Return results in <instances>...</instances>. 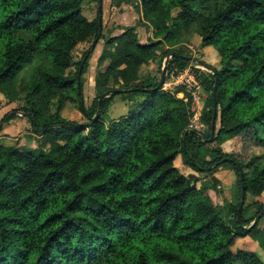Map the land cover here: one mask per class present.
I'll return each instance as SVG.
<instances>
[{
    "label": "trees",
    "instance_id": "obj_1",
    "mask_svg": "<svg viewBox=\"0 0 264 264\" xmlns=\"http://www.w3.org/2000/svg\"><path fill=\"white\" fill-rule=\"evenodd\" d=\"M138 1L155 41L141 43L135 27L106 39L94 107L103 93H120L92 121L96 109L81 102L93 47L77 63L73 51L104 38L100 9L88 21L84 0H0V93L22 100L20 113L43 144L28 152L0 144V264H264L251 251L232 250L237 239L258 233L257 223L243 228L264 212V156L244 163L219 149L208 153L241 136L264 148V0ZM193 33L219 58L215 74L203 77L210 95L201 121L209 127L216 85L211 142L209 134L187 132L190 96L146 92L158 79L140 76L163 41L171 48L161 56L175 55L168 73L186 68L173 48ZM114 96L129 110L106 123ZM77 101L85 124L62 116ZM178 155L199 175L231 166L243 175L245 195L262 201L243 207L238 221L237 207L223 218L209 188L196 186L199 177L174 166Z\"/></svg>",
    "mask_w": 264,
    "mask_h": 264
},
{
    "label": "rangeland",
    "instance_id": "obj_2",
    "mask_svg": "<svg viewBox=\"0 0 264 264\" xmlns=\"http://www.w3.org/2000/svg\"><path fill=\"white\" fill-rule=\"evenodd\" d=\"M98 9H100L102 15L101 20L104 38L95 45L93 50H91L92 53L87 59L86 68L82 74V105L87 111H93L96 109L94 107V105H96L95 100L100 95V93L95 89V75L97 71H103L106 67V64L100 68L97 65V61L103 49L106 47V39L119 35L121 32L117 31V33H114V30L122 26L135 27V31L136 28L140 27L141 38L145 39L149 33L148 29L151 27L150 25L141 22V9L138 0H84L82 15L88 21H91L95 18ZM173 14L175 15L176 12ZM153 41L155 40L152 32V39H147V42L145 43ZM200 41V37L193 33L189 36L188 40L186 39L182 42L186 44H176L173 50L179 51L183 56L192 58L193 60L204 63L208 66L216 63V60L219 62L217 52L213 47H209L212 52L210 50H206L204 52L205 56H203L199 46ZM92 44L93 43L89 41L80 44L75 48L73 51V60L75 63L80 61L86 52L90 51ZM163 51L156 54L154 59L152 58L147 61L146 66H144L140 72L141 79L146 77L153 78L154 76V78L159 80L161 69L166 61V57L161 56ZM155 63H157V65ZM151 64H154L157 67L154 68V70L150 69ZM194 67L199 68L197 73L199 79L201 80V88L197 92L195 98H192L186 91L180 89L177 90V88L172 86V80L170 79V73L172 71L169 73L167 71L165 84L162 86V90L175 93L176 97L182 100H186L188 96L191 97L192 101L189 106L191 119L189 125L192 126L191 130L196 132L199 135L198 138L201 139L205 138L209 134V125H204L201 121L203 116V110H201L203 108L200 103L201 95L205 94L203 77H208V75L212 73L197 65L196 62H189L186 68L194 69ZM210 67L218 69L219 63L215 67ZM158 70H160V72H158ZM74 71L75 67H72L67 72L73 73ZM178 92H182V95L178 96ZM205 95L207 101L210 94L206 93ZM78 103V101L76 103H66L63 108L62 116L75 123L85 124L88 120L78 110ZM204 104H206V102ZM22 106L23 104L21 99L10 101L0 93V121L5 115L15 113L13 118L0 126V144L14 145L18 147L20 151L25 152L42 148V138L37 135V132L33 131L29 119L20 113ZM128 110L129 103L124 102L120 96H114L110 106L104 111L102 117L106 123H109L124 117L128 113ZM201 124L204 128L201 127ZM217 126L218 123L216 127ZM214 149H219L222 153L233 155L244 163L248 162L253 157L264 156L263 147L254 145L243 136L231 139L222 144L220 147L212 145L208 148V153ZM174 166L184 176L193 175L199 177L200 181L196 184V186H207L209 188V195L217 207V210L221 212L223 218L226 219L229 217V213L232 208H238L240 203V184L238 173H236L231 166L222 165L213 175H199L184 163L181 155H178L174 160ZM261 201L262 199L260 198H253L250 195H245L242 208ZM256 210V207L252 208L249 212V216L255 215ZM257 228V235L254 237L245 236L241 239H237L232 247V250L251 251L255 253L264 263V214L257 222Z\"/></svg>",
    "mask_w": 264,
    "mask_h": 264
},
{
    "label": "water",
    "instance_id": "obj_3",
    "mask_svg": "<svg viewBox=\"0 0 264 264\" xmlns=\"http://www.w3.org/2000/svg\"><path fill=\"white\" fill-rule=\"evenodd\" d=\"M96 45V43H93L92 44V47L94 48ZM173 57H175V55L173 54H170L169 56L166 57V61H165V64L163 66V68L161 69V73H160V78L157 82V85L155 88H150V89H147V90H144L146 92H152V91H157L159 90L164 84H165V79H166V74H167V67H168V62L169 60H171ZM178 58H181V59H186L187 61L189 62H196L197 65L203 67L205 70L207 71H210L213 75L215 74L214 72V69L199 62V61H195L193 60L192 58H189V57H185V56H177ZM132 91H134L135 89H131ZM120 93V90H115V91H107L105 93H103L100 98L98 99L97 101V109H96V113L94 115V117L92 118V121H95L99 118L100 116V113H101V107H102V102L109 98L110 96L112 95H118ZM212 96H213V113H212V118H211V122H210V133H209V139L208 141L211 142L213 140V137H214V133H215V122H216V117H217V113H216V85H214L213 87V93H212ZM82 104V102H81ZM188 133H192L194 131L192 130H187ZM196 133V132H194ZM197 136H199L197 133H196ZM242 180H243V175L242 173L240 172L239 173V181L241 183V188H240V203L238 205V208H237V221L239 220V216H240V213H241V209H242V206H243V201H244V197H245V191H244V186H243V183H242ZM264 214V212H261L254 220L253 222L248 226V227H244L243 229L245 230H249L251 227H253L260 219V217Z\"/></svg>",
    "mask_w": 264,
    "mask_h": 264
},
{
    "label": "built area",
    "instance_id": "obj_4",
    "mask_svg": "<svg viewBox=\"0 0 264 264\" xmlns=\"http://www.w3.org/2000/svg\"><path fill=\"white\" fill-rule=\"evenodd\" d=\"M198 67L184 68L182 70H174L170 73V79L172 80V86L174 88H181L186 91L192 98H195L197 92L201 88V80L198 77ZM192 126L188 125V129L191 130Z\"/></svg>",
    "mask_w": 264,
    "mask_h": 264
},
{
    "label": "crops",
    "instance_id": "obj_5",
    "mask_svg": "<svg viewBox=\"0 0 264 264\" xmlns=\"http://www.w3.org/2000/svg\"><path fill=\"white\" fill-rule=\"evenodd\" d=\"M127 26H122V27H118L116 30H114V33H117V31L118 32H121V29L122 28H126ZM136 32H137V35H138V38H139V40L141 41V43H145V42H147V39H152V32H153V29H152V27H150L149 29H148V34H147V38H141V28L140 27H138V28H136ZM113 33V32H112ZM141 39H143V40H141ZM182 44H186V43H180V45H182ZM169 48H171L169 45H167V43H165L164 41L161 43V45L160 46H158V48H157V50H156V53L157 54H159V52H161V51H163V50H166V49H169ZM158 50H160V51H158ZM206 50H210V48L209 47H206V48H201V53L203 54V56H205V54H204V52L206 51ZM211 51V50H210ZM212 52V51H211ZM204 58V57H203ZM207 63V62H206ZM218 60H216V63H214V64H211L210 66H213V67H215V66H217L218 65ZM156 65H157V63H155ZM156 65H154V64H151V68L150 69H153L154 70V68H156L157 66ZM154 77V76H153ZM147 78V77H146ZM179 93V95L178 96H181L182 95V92H178ZM205 93V92H204ZM206 94V93H205ZM205 94H203V95H201V105H202V108L203 109H201V110H204V107H205V102H206V95ZM197 102V101H196ZM110 106V105H109ZM201 127H203L204 128V126L201 124ZM202 129V128H201ZM200 129V130H201ZM202 133H203V131H202Z\"/></svg>",
    "mask_w": 264,
    "mask_h": 264
}]
</instances>
